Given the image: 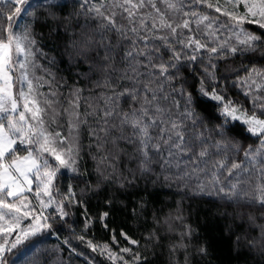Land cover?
<instances>
[{"label": "snow or ice", "instance_id": "1", "mask_svg": "<svg viewBox=\"0 0 264 264\" xmlns=\"http://www.w3.org/2000/svg\"><path fill=\"white\" fill-rule=\"evenodd\" d=\"M79 258L264 264V0H0V264Z\"/></svg>", "mask_w": 264, "mask_h": 264}, {"label": "trees", "instance_id": "2", "mask_svg": "<svg viewBox=\"0 0 264 264\" xmlns=\"http://www.w3.org/2000/svg\"><path fill=\"white\" fill-rule=\"evenodd\" d=\"M20 22L23 23L24 21L21 20ZM45 51L50 52V55H54V56L56 55V52L50 51V49L48 47H45ZM66 69H67V65L61 64L59 62V56H57V64L53 70L54 71L58 70L60 75H64L65 77H67L70 73ZM80 70H86V67H85V69L74 70L71 74L74 75L75 71H80ZM164 192L166 193L167 190H164ZM161 199H164L163 194L161 196ZM188 203H189L188 201L185 202L186 209H187ZM167 210H168V208L165 207V211H167ZM214 211H215L214 206L211 203L207 202V200L206 201H199V202H192V208H191L192 214H191L190 222L193 223L194 227L197 225V222L200 225H204L205 217L209 216L208 230H209L210 234H215L216 225L210 219V214ZM186 214H187V212H186ZM132 230L135 231V225H132ZM64 235H68V233L65 232ZM61 238H63V237H61ZM97 238H99V234L97 235ZM57 242L58 241H57L56 236H49L47 238V240L45 241V243L48 247H51L52 245L56 244ZM73 243L75 244L76 241H73ZM81 248H83L82 245H81ZM100 259L103 260L104 258L100 257ZM53 260H55V257H53ZM74 264H84L83 258L75 259ZM105 264H108V262L106 260H105Z\"/></svg>", "mask_w": 264, "mask_h": 264}]
</instances>
